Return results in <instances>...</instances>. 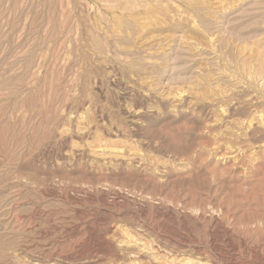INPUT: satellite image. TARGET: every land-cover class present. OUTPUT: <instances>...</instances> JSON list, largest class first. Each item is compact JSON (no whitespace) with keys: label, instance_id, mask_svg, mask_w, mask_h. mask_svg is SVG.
Masks as SVG:
<instances>
[{"label":"rangeland","instance_id":"1","mask_svg":"<svg viewBox=\"0 0 264 264\" xmlns=\"http://www.w3.org/2000/svg\"><path fill=\"white\" fill-rule=\"evenodd\" d=\"M0 264H264V0H0Z\"/></svg>","mask_w":264,"mask_h":264}]
</instances>
